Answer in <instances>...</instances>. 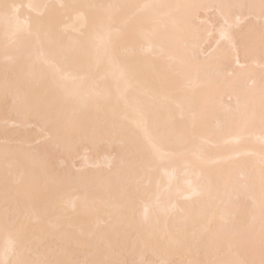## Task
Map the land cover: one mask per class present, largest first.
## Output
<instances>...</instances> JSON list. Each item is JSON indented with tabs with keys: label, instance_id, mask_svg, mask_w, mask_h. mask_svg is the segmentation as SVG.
Wrapping results in <instances>:
<instances>
[{
	"label": "bare ground",
	"instance_id": "obj_1",
	"mask_svg": "<svg viewBox=\"0 0 264 264\" xmlns=\"http://www.w3.org/2000/svg\"><path fill=\"white\" fill-rule=\"evenodd\" d=\"M5 3L0 261L97 246L127 264L244 258L264 152L243 118L264 78L260 0Z\"/></svg>",
	"mask_w": 264,
	"mask_h": 264
},
{
	"label": "snow or ice",
	"instance_id": "obj_2",
	"mask_svg": "<svg viewBox=\"0 0 264 264\" xmlns=\"http://www.w3.org/2000/svg\"><path fill=\"white\" fill-rule=\"evenodd\" d=\"M17 5L5 3L0 5V13L3 14L7 23L10 15L17 9ZM158 7L167 8L168 5H160ZM219 7L227 8L229 5H220ZM250 8L259 7L260 15L264 18V0H260L259 5H249ZM264 54V53H262ZM243 118L250 125L259 123L262 132H264V78L261 79L259 85V105L255 103L254 97H248L243 104ZM248 254L244 258H240V254L231 246L215 247L211 254V258L200 260L195 259L189 261L188 264H264V152L261 155L260 168V216H259V232L258 240L255 224L248 229ZM23 243V241H21ZM0 264H3L0 261ZM16 264H127L126 261L112 258L110 249L103 246H97L91 252L89 258L65 260L53 255L51 258L36 260H19Z\"/></svg>",
	"mask_w": 264,
	"mask_h": 264
}]
</instances>
